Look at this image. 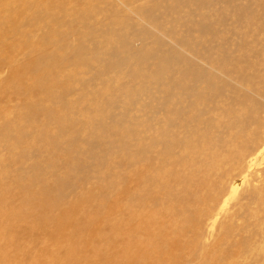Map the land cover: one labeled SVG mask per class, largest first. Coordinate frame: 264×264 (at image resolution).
<instances>
[{
    "label": "rangeland",
    "instance_id": "1",
    "mask_svg": "<svg viewBox=\"0 0 264 264\" xmlns=\"http://www.w3.org/2000/svg\"><path fill=\"white\" fill-rule=\"evenodd\" d=\"M76 1L0 0V264H264V0Z\"/></svg>",
    "mask_w": 264,
    "mask_h": 264
},
{
    "label": "bare ground",
    "instance_id": "2",
    "mask_svg": "<svg viewBox=\"0 0 264 264\" xmlns=\"http://www.w3.org/2000/svg\"><path fill=\"white\" fill-rule=\"evenodd\" d=\"M15 1H17L18 3H23V0H15ZM24 1H25V0H24ZM30 1H31V0H30ZM42 1H43V2H46V3H50V2H53V1L56 2V1H57V3H56V4L53 3V5L55 4V6H54V10H55V13H57L58 15H59V14H62L63 16H65V15H66L65 11H66V12L68 11V10L63 9L64 7L62 8V4H63L65 1H67V0H42ZM75 1H76V0H75ZM89 1H90V0H89ZM89 1L86 2V0H81V1H80V4L83 3L84 5H83V4H82V5L85 6V7H87V5H86L85 3L88 4ZM94 1H95V0H94ZM96 1H97V0H96ZM96 1H95V2H96ZM98 1H99V0H98ZM34 2H35V1H34ZM76 2H77V1H76ZM2 3H3V2H2ZM35 3H36V2H35ZM35 3L33 4L34 7H35V5H38V4H39V3H38V4H37V3L35 4ZM72 3H73V2H72ZM91 3H92V2H91ZM98 3H99V2H98ZM98 3H96V4L98 5ZM23 4H24V3H23ZM65 4H67V3L65 2V3H64V6H65ZM73 4H74V3H73ZM93 4H94V2L92 3V5H93ZM21 5H22V4H21ZM25 5H26V4H24V6H25ZM88 5H89V4H88ZM99 5H100V4H99ZM67 6H69V4H68ZM83 6H82V7H83ZM100 6H101V5H100ZM65 7H66V6H65ZM72 7H73V6L70 5V9H71ZM82 7H81V8H82ZM93 7H94V5H93ZM96 7H99V6H96ZM101 7H102V6H101ZM256 7H257V6H256ZM262 7H263V6H262ZM37 8H38V7H37ZM68 8H69V7H68ZM76 8H77V7H76ZM76 8H74V9H76ZM87 8H88V7H87ZM257 8H258V7H257ZM260 8H261V7H260ZM14 9H15V8H14ZM35 9H36V8H35ZM38 9H39V8H38ZM70 9H69V12H70ZM91 9H92V8H91ZM263 9H264V8H263ZM17 10H18V9H17ZM22 10H24V7H23ZM36 10H37V9H36ZM51 10H52V9H51ZM64 10H65V11H64ZM80 10H81V9H80ZM85 10H86V9H85ZM12 11H13L12 8L8 7V5L1 6V7H0V25H1L2 23H4V22H8V21L11 20V14H12ZM24 11H25V10H24ZM37 11H38V10H37ZM43 11H44V10H43ZM84 12H86V11H83V13H84ZM18 13L20 14V12H18ZM18 13H17V14H18ZM31 13L33 14V12H31ZM50 13H51V11H50ZM50 13H49V14H50ZM71 13H72V12H71ZM71 13H70V14H71ZM80 13H81V12H80ZM83 13H82V14H83ZM95 13H97V11H96ZM13 14H14V13H13ZM36 14H37V13H36ZM82 14H81V16H82ZM89 14H90V13H89ZM20 15H21V14H20ZM27 15H28V14H27ZM62 15L59 16V19H61V18H66V17H67V15H66V17H61ZM73 15H74V12H73L72 16H73ZM75 15H77V14L75 13ZM75 15H74L73 18H75ZM87 15H88V14H87ZM90 15H91V14H90ZM90 15H89V16H90ZM14 16H15V15H14ZM85 16H86V15H85ZM262 16H263V15H262ZM19 17H20V16H19ZM32 17H33V15H32ZM37 17H38V16H37ZM48 17H50V16H47V18H48ZM55 17H57L56 14H55ZM55 17H54V18H55ZM256 17H257V16H256ZM13 18H14V17H13ZM29 18H30V17H29ZM35 18H36V17H35ZM40 18H41V17H40ZM47 18H46V19H47ZM67 18H70V17H67ZM71 18H72V17H71ZM76 18H77V17H76ZM14 19H15V18H14ZM17 19H18V18H17ZM17 19H16V23H17ZM27 19H28V18H27ZM49 19H50V18H49ZM51 19H53V18H51ZM77 19H79V17H78ZM249 19H250V18H249ZM249 19H248V20H249ZM33 20L36 21L34 18H32V21H33ZM39 20H40V19H39ZM53 20H54V19H53ZM53 20H52V21H53ZM69 20H70V19H69ZM80 20H81V19H80ZM80 20H79V22H80ZM88 20H91V19H88ZM43 21H44V20H43ZM72 21L74 22L73 19L70 20V22H72ZM75 21H76V20H75ZM18 22H19V24H20V22H22V21H21V20L19 21V19H18ZM26 22H27V21H26ZM28 22L30 23L31 21H28ZM54 22L57 23V27H58L59 22L61 23V25H63V24H62L63 21H62V22H61V21H59V22L54 21ZM54 22H53V23H54ZM65 22H66V21H65ZM65 22H63V23H65ZM73 22H72V23H73ZM76 22H78V20H77ZM235 22H236V21H235ZM252 22H253V21H252ZM252 22H251V24H252ZM31 23H32V22H31ZM47 23H49V22H47ZM47 23L44 22V23H42V25L44 24V26H45ZM82 23H83V22H82ZM5 24H6V23H5ZM19 24H18V26L21 27L20 25H21L22 23H21L20 25H19ZM33 24H34V22H33ZM33 24H32V25H29V26H33ZM36 24H37V22H36ZM54 24H55V23H54ZM74 24H75V23L68 25V29H67V30H64V31H62V32L59 31V33H58V31H56L55 29H53L52 32H51V35H50V32H49V34H46V35H45V33H46V30H45V33H44L43 35H45V36H47V35L53 36V35H54L53 38H55L57 35L60 34V36L63 37L61 43H62V42H65V41H67L68 37L71 36V33H73L72 31H73V29H75V28H74V26H75ZM84 24H85V23H84ZM93 24H94L93 21H88V22H87V26H86L87 31H86V36H85L86 39H92V38H93V34H94V31H95V30H94V25H93ZM103 24H104V23H103ZM249 24H250V22H249ZM6 25H7V24H6ZM26 25H27V24H26ZM65 25H66V23H65ZM79 25H80V24H79ZM82 25H83V24H82ZM101 25H102V24H101ZM108 25H109V24H108ZM110 25H111V23H110ZM9 26H10V25H9ZM44 26H43V27H44ZM46 26H48V28H51V27L49 26V24H47ZM111 26H112V25H111ZM111 26H108V27H110V29H112L113 27L111 28ZM113 26H114V25H113ZM236 26H237V25H236ZM245 26H246V25H245ZM35 27H36V26H35ZM35 27H34V28H35ZM77 27H79V26H77ZM80 27H81V26H80ZM29 28H30V27H29ZM31 28H32V27H31ZM36 28H37V27H36ZM44 28H46V27H44ZM250 28H251V27H250ZM11 29H12V28H11ZM25 29H26V27H24V30H25ZM27 29H28V28H27ZM32 29H33V28H32ZM37 29H39V28H37ZM58 29H60V28L58 27ZM95 29H96V28H95ZM100 29H102V28H100ZM100 29H99V31H100ZM105 29H106V28H105ZM108 29H109V28H108ZM113 29H114V28H113ZM41 30H42V29H41ZM41 30H40V31H41ZM48 30H50V29H48ZM76 30H78V29H76ZM80 30H81V29H80ZM80 30H79V32H80ZM83 30H84V29H83ZM83 30H82V31H83ZM115 30H116V29H114L113 32H114ZM0 31L4 32L3 30H0ZM19 31H20V30H19ZM29 31H30V30H29ZM82 31H81V32H82ZM101 31H102V30H101ZM105 31H106V30H105ZM5 32H6V31H5ZM12 32H14V31H12ZM22 32H23V29H22ZM70 32H71V33H70ZM103 32H104V30H103ZM110 32H112V30H111ZM110 32H107V34L109 33V35H110ZM0 33H1V32H0ZM23 33H24V32H23ZM26 33H28V32L26 31ZM26 33H25V37H26ZM84 33H85V32H84ZM1 34H3V33H1ZM13 34H15V33H13ZM17 34H19V33H17ZM28 34H29V33H28ZM77 34H78V33H77ZM102 34H103V33H102ZM111 34H112V33H111ZM254 34H255V33H254ZM22 35H23V34H22ZM80 35H81V33H80ZM80 35H79V34L77 35L78 38H79ZM109 35H108V36H109ZM3 36H4V35H3ZM19 36H20V34H19ZM19 36H18V37H19ZM31 36H32V34H31ZM60 36H59V37H60ZM77 36H76V37H77ZM81 36H82V35H81ZM108 36H107V38H108ZM6 37H8V36L6 35ZM42 37H44V36H42ZM95 37H96V36H95ZM99 37L101 38L102 36H99ZM0 38H1V36H0ZM19 38H20V37H19ZM21 38H22V37H21ZM23 38H24V37H23ZM23 38H22L23 42H21V40H20L19 43H21V44L18 45V46H22V47L25 48V49H26V47H28L27 49H28V50L30 49V52H28L30 55H31V54L33 55V54H34L33 52L37 51L38 47H42L41 49H43V48L46 46V44L48 43V42H45L44 39L41 38V36L39 37L40 39L37 40L36 44H35V43H34V44H30V41L26 39V38H30V37H28V35H27L26 38H24L25 40H24ZM45 38H46V37H45ZM97 38H98V37H97ZM109 38H110V37H109ZM6 39H7V38H6ZM48 39H50V38H48ZM81 39H82V38H81ZM83 39H84V38H83ZM98 39H99V38H98ZM98 39H97V40H98ZM101 39H102V38H101ZM101 39H100V40H101ZM0 40H2V39H0ZM17 40H18V39H17ZM50 40H51V39H50ZM52 40H53V39H52ZM60 40H61V39H60ZM2 41H3V40H2ZM32 41H33V40H32ZM75 41H76V40H75ZM79 41H80V40H79ZM108 41H109V40H107L106 42H108ZM110 41H111V38H110ZM110 41H109V42H110ZM14 42H15V41H14ZM14 42H13V44H14ZM17 42H18V41H17ZM82 42H83V41H82ZM82 42H81V43H82ZM111 42H112V41H111ZM3 43H4V42H3ZM11 43H12V42H11ZM15 43H16V42H15ZM104 43H105V42H104ZM13 44H12V45H13ZM105 44H106V43H105ZM12 45H10L11 48H15V47H16V45H13V46H12ZM36 45H38V46H36ZM63 45H64V44H63ZM63 45H62V46H63ZM106 45H107V44H106ZM237 46H238V45H237ZM60 47H61V46H60ZM79 47H81V46H80L79 42L76 41L75 46H74V48L72 49V51L76 52V51L78 50ZM248 47H249V45H248ZM7 48H8V47H7ZM16 48H17V47H16ZM45 48H46V47H45ZM82 48H83V47H82ZM242 48H243V47H242ZM17 49H19V48H17ZM243 49H244V48H243ZM3 50H5V49H3ZM10 50H11V49H10ZM10 50H9V51H10ZM14 50H15V49H14ZM92 50H93V49H92ZM15 51H16V50H15ZM17 51H18V50H17ZM26 51H27V50H25V52H26ZM39 51H40V49H39ZM70 51H71V50H70ZM6 52H7V51H6ZM10 52L12 53L13 51H10ZM10 52H7V53H10ZM78 52H79V51H78ZM11 53H10V54H11ZM45 53H46V52H45ZM225 53H226V52H225ZM38 54H39V56H38ZM26 55H27V52H26ZM35 55H36V54H35ZM9 56H11V55H9ZM27 56H28V55H27ZM27 56H26V57H27ZM24 57H25V56H24ZM228 57H230V56H228ZM28 58H29V57H27V58H25V59L27 60ZM31 58H32V57H31ZM47 58H48V61H53V62H55V60H56V57L54 56L53 53H51L50 56L48 57V54H41V53L39 52V53H37V56H36L35 58H32L31 60H27V61H29V64H35V66H36V65H39V66H41V67H44L45 65H48ZM26 60H25V62H26ZM46 61H47V62H46ZM85 61H86V60H85ZM88 61H89V60H88ZM228 61H229V60H228ZM229 62H230V61H229ZM240 63H241V61H240ZM25 64H26V63H25ZM226 64H227V63H226ZM61 65H62V64H61ZM241 65H242V64H241ZM245 65H246V64H245ZM26 66H27V65H26ZM238 66H239V65H238ZM30 67H31V66H30ZM218 67H219V66H218ZM233 68H234V67H233ZM242 68H243V67H242ZM33 69H34V68H33ZM235 69H236V68H235ZM238 70H239V69H238ZM37 71H38V70H37ZM15 72H16V69H15ZM15 72H14V73H15ZM17 72H18V71H17ZM34 72H35V70H34ZM250 72H251V71H250ZM38 73H40V72H37V73H35V74H38ZM43 74H44V73H43ZM241 74H242V73H241ZM13 75H14V74H13ZM19 75H20V73H19ZM14 76H15V75H14ZM14 76H13V78H14ZM243 76H244V75H243ZM252 76H253V75H252ZM39 77H40V76H39ZM31 78H32V77H31ZM242 78H243V77H242ZM38 79H41V77L38 78ZM49 79H50V78H49ZM49 79H48V80H49ZM245 79H246V78H245ZM258 79H259V78H258ZM31 80H32V79H30V81H31ZM45 80H46V79H45ZM52 80H53V79H52ZM52 80H51V81H52ZM250 80H251V79H250ZM46 81H47V80H46ZM46 81H44V82H46ZM51 81H48V82H46V83H49V82L51 83ZM34 82H35V81H34ZM40 82H41V81H40ZM42 82H43V81H42ZM35 83H36V82H35ZM35 83H34L33 86H35ZM37 83H39V82H37ZM37 83H36V84H37ZM48 85H49V84H48ZM48 85H47V86H48ZM40 86H41V85H39V87H40ZM35 87H38V86H35ZM39 87H38V88H39ZM41 87H43V84H42ZM44 88H45V87H44ZM42 89H43V88H42ZM45 89H49V87H48V88H45ZM108 89H109V88H108ZM44 91H45V90H44ZM45 92H47V91H45ZM104 92H105V91H104ZM127 92H128V91H127ZM131 92H132V91H131ZM164 92H165V91H164ZM129 93H130V92H129ZM49 94H51V93L49 92ZM105 95L107 96V94H105ZM126 95H127V94H126ZM229 96H230V95H229ZM236 96H237V95H236ZM103 97H104V96H103ZM95 98H96V97H95ZM95 98H94V99H95ZM96 99H97V98H96ZM27 101H28V100H27ZM30 102H31V101H30ZM93 102H94V101H93ZM28 103H29V102H28ZM66 103H67V102H66ZM75 103H76V102H75ZM29 104H30V103H29ZM31 104H32V103H31ZM46 104H47V103H46ZM234 104H235V103H234ZM67 105H69V104H67ZM27 106H28V105H27ZM36 106H37V105H36ZM36 106H35V107H36ZM42 106H43V105H41V107H42ZM62 106H63V105H62ZM28 107H29V106H28ZM28 107H27V109H28ZM63 107H64V106H63ZM67 107H68V106H67ZM239 107H240V106H239ZM33 108H34V106H33ZM36 108H37V107H36ZM36 108H34V109H36ZM39 108H40V105H39L38 109H39ZM69 108H70V107H69ZM193 108H194V107H193ZM219 108H220V107H219ZM52 109H53V108H52ZM65 109H66V108H65ZM95 109H96V108H95ZM32 110H33V109H32ZM49 110H50V109H49ZM60 110H61V109H60ZM62 110H64V109H62ZM92 110H93V109H92ZM226 110H227V109H226ZM21 111H22V110H21ZM38 111H39V110H38ZM57 111H58V110H57ZM68 111H69V110H68ZM25 112H26V111H25ZM25 112H24V110H23L24 117L26 116ZM59 112H60V111H59ZM61 112H62V111H61ZM78 112H79V111H78ZM81 112H82V111H81ZM85 112H86V111H85ZM82 113H83V112H82ZM21 114H22V113H21ZM64 114H66V113H64ZM35 115H36V114H35ZM55 115L57 116V114H55ZM55 115H54V116H55ZM58 115H59V114H58ZM85 115H86V114H85ZM214 115H215V114H214ZM17 116H18V115H17ZM19 116H20V115H19ZM21 116H22V115H21ZM27 116H28V115H27ZM38 116H40L41 118L43 117V116H41V115H39V114H38ZM45 116H46V115H45ZM63 116H64V115H63ZM69 116H70V115H69ZM79 116H80V115H79ZM175 116H176V114H175ZM22 117H23V116H22ZM36 117H37V116H36ZM40 117H39V118H40ZM65 117H66V116H65ZM91 117H92V116H91ZM91 117H90V118H91ZM178 117H179V116H178ZM68 118H69V117H68ZM93 118H95V117H93ZM32 119H33V118H32ZM72 119H73V118H72ZM234 119H235V118H234ZM24 120H26L25 122L28 123V125H31V124L35 123V121H33V123L29 124V122H27V119H24ZM28 120H30V118H29ZM33 120H34V119H33ZM43 120H44V119H43ZM61 120H62V119H60V121H61ZM85 120H86V119H85ZM88 120H89V118H88ZM94 120H95V119H94ZM94 120H93V121H94ZM44 121H45V123L47 122L46 120H44ZM44 121H43V122H44ZM60 121H59V122H60ZM62 121H63V120H62ZM67 121H68V120H67ZM89 121H90V120H89ZM97 121H99V120H97ZM169 121H170V120H169ZM207 121H208V120H207ZM25 122H24V123H25ZM59 122H58V123H59ZM63 122H64V121H63ZM74 122H75V119H74ZM85 122H86V121H85ZM85 122H83V124H85ZM22 123H23V122H22ZM36 123H37V120H36ZM41 123H42V122H41ZM65 123H66V122H65ZM71 123H72V122H71ZM71 123H69V124H71ZM97 123H98V122H97ZM202 123H203V122H202ZM12 124H13V123H12ZM12 124H10V125H12ZM73 124H74V123H73ZM75 124H76V123H75ZM79 124H80V123H79ZM89 124H90V123H89ZM205 124H206V123H205ZM16 125H17V124H16ZM22 125H23V124H22ZM33 125H34V124H33ZM33 125H31L32 128H33ZM46 125H47V124H46ZM61 125H62V124H61ZM87 125H88V124H87ZM98 125H99V124H98ZM13 126H14V125H13ZM13 126H9V125H8V126H6V127H7V128H8V127H12V128H14ZM20 126H21V125H20ZM37 126H38V125H37ZM120 126H121V125H120ZM122 126H123V125H122ZM22 127H23V126H21L20 128H22ZM28 127H30V126H28ZM62 127H63V126H62ZM81 127H82V126H81ZM87 127H89V126H87ZM110 127H111V126H110ZM199 127H200V126H199ZM4 128H5V127H4ZM17 128H18V127H17ZM17 128H16V129H17ZM20 128H19V129H20ZM25 128H27V127H25ZM32 128H31V129H32ZM45 128H46V127H45ZM57 128H59V127H57ZM66 128H67V127H66ZM106 128H107V127H106ZM120 128H121V127H120ZM124 128H125V127H124ZM208 128H209V127H208ZM226 128H227V127H226ZM23 129H24V127H23ZM31 129H30V131L32 132ZM34 129L37 130V129H36V124H35V126H34ZM62 129H63V128H62ZM84 129H85V128H83V130H84ZM91 129H92V128H91ZM107 129H108V128H107ZM12 130H13V129H12ZM40 130H41V129H40ZM40 130L38 129V134H39ZM48 130H49V129L46 128L47 133H48ZM126 130H127V129H126ZM177 130H178V129H177ZM26 131H27V130H26ZM26 131H25V132H26ZM41 131H42V130H41ZM111 131H112V130H111ZM5 132H8V130L5 131ZM13 132H14V131H13ZM23 132H24V131L22 130V133H23ZM132 132H133V131H132ZM132 132H131V133H132ZM172 132H173V131H172ZM182 132H184V131H182ZM18 133H20V131H19ZM33 133H34V132H33ZM36 133H37V132H36ZM50 133H51V132H50ZM50 133H49V134H50ZM113 133H114V132H113ZM175 133H176V132H175ZM43 134H44V133H43ZM43 134L39 135V137H40V136H43ZM120 134H121V133H120ZM54 135H55V134H54ZM56 135H58V134H56ZM171 135H172V134H171ZM23 136H24V135H23ZM26 136H27V134H25V137H26ZM28 136L30 137V135H28ZM34 137H37V136H34ZM46 137H47V136H46ZM13 138H14V137H13ZM19 138H20V137H19ZM19 138H18V139H19ZM49 138H50V137H49ZM128 138H129V137H128ZM21 139L24 140V137H22ZM31 139H32V138H31ZM37 139H38V138H37ZM129 139H130V138H129ZM23 140H22V141H23ZM27 140H28V137H27L26 141H27ZM34 140H35V138H34ZM46 140H47V139H46ZM49 140H50V139H49ZM26 141H25V142H26ZM35 141H38V140H35ZM47 141H48V140H47ZM122 141H123V140H122ZM129 141H131V140H129ZM201 141H202V140H201ZM12 142H13V141H12ZM23 142H24V141H23ZM25 142H24V143H25ZM38 142H40V141H38ZM48 142H50V141H48ZM52 142H54V141H52ZM196 142H197V141H196ZM15 143H16V142H15ZM26 143H29V142H26ZM46 143H47V142H46ZM50 143H51V142H50ZM50 143H49V144H50ZM58 143H59V142H58ZM169 143H170V142H169ZM30 144H31V143H30ZM30 144H29V146H30ZM53 144H54V143H53ZM123 144H124V143H123ZM126 144H127V143H126ZM13 145H14V147H15V144H13ZM25 145H28V144H25ZM31 145H32V144H31ZM42 145H43V147H44L45 144L43 143ZM70 145H71V144H70ZM70 145H69V146H70ZM190 145H191V144H190ZM50 146H51V145H50ZM50 146H48V147H50ZM30 147H32V146H30ZM33 147H34V146H33ZM37 147H38V146H37ZM43 147H42V148H43ZM52 147H53V146H52ZM71 147H74V146H71ZM168 147H169V146H168ZM11 148H12V147H11ZM16 148H17V146H16ZM16 148H14V149L16 150ZM25 148H26V146H25ZM46 148H47V145H46ZM17 149H18V148H17ZM19 149H23V148L19 147ZM19 149H18V150H19ZM38 149H39V148H38ZM40 149H41V148H40ZM69 149H70V148H69ZM166 149H167V147H166ZM166 149H165V151H166ZM28 151H29V150H28ZM43 151H44V152H43ZM43 151H41V152H43L42 154L46 153L44 149H43ZM39 152H40V150H39ZM60 152H61V151H60ZM52 153H53V152H52ZM56 153H57V151H56ZM56 153H55V150H54L53 155L55 156V158H56V155H55ZM169 153H170V152H169ZM23 154H24V153H23ZM59 154H60V153H59ZM164 154H165V153H164ZM45 155H47V153H46ZM57 155H58V153H57ZM167 155H168V154H167ZM41 156H42V155H40L39 157H41ZM145 156H146V155H145ZM52 157H53V156H52ZM166 157H167V156H166ZM169 157H170V156H169ZM169 157H168V158H169ZM9 158H11V156H10ZM41 158H42L41 160H43L44 157H41ZM45 158L47 159V157H45ZM37 159H38V158H37ZM48 160H49V159H47V161H48ZM165 160H166V158H165ZM180 160H181V158H180ZM36 161H37V160H36ZM38 161H40V160L38 159ZM45 161H46V160H45ZM47 161H46V164H47ZM54 161H55V160H54ZM163 161H164V160H163ZM181 161H182V160H181ZM16 162H17V161H16ZM41 162H42V161H41ZM13 163H14V162H13ZM162 163H163V162H162ZM40 164H41V163H40ZM40 164H39V166H41ZM49 164L52 165L53 162H52V163H49ZM179 164H180V163H179ZM36 165L38 166V163H37V162H36ZM42 165H43V164H42ZM160 165L162 166L163 164H160ZM164 165H165V164H164ZM164 165H163V167H164ZM46 166H47V165H46ZM163 167H161V168H163ZM165 167H166V166H165ZM165 167H164V168H165ZM39 168H40V167H39ZM19 171H20V170H19ZM165 171H166V170H165ZM165 171H164V172H165ZM168 171H169V170H168ZM170 171H171V170H170ZM170 171H169V173H170ZM171 172H172V171H171ZM166 173H167V171H166ZM172 173H173V172H172ZM175 173H176V172H175ZM2 174H3V173H2ZM4 174H5V173H4ZM157 174H158V173H157ZM189 174H190V173H189ZM42 175H43V174H42ZM170 175H171V174H170ZM174 175H175V174H174ZM194 175H195V174H194ZM57 176H58V175H57ZM154 176H155V175H154ZM202 176H203V175H202ZM175 177H176V176H175ZM59 178H60V177H59ZM57 179H58V178H57ZM176 179H177V178H176ZM19 180H20V179H19ZM19 180H18V181H19ZM129 180H130V179H129ZM3 181H4V180H3ZM21 181H24V180L21 179L19 182L21 183ZM182 181H183V180H182ZM19 182H18V183H19ZM190 182H191V181H190ZM18 183H17V184H18ZM23 183H25V184H19L21 188H22L24 185H25V187H26L27 182L25 181V182H23ZM3 184H4V183H3ZM3 184H2V185H3ZM19 185H18V186H19ZM22 185H23V186H22ZM44 187H45V186H44ZM48 187H49V186H48ZM5 188H6V187H5ZM41 189H42V188H41ZM46 189H47V188H46ZM185 189H186V188H185ZM3 190H4V189H3ZM19 190H20V189H19ZM24 190H25V188H24ZM28 190H29V189H28ZM28 190L26 189V192H27ZM42 190H43V189H42ZM163 190H164V189H163ZM0 191H1V190H0ZM40 191H41V190H40ZM45 191H46V190H45ZM48 191H49V190H48ZM140 191H141V190H140ZM5 192H6V191H5ZM5 192H4V193H5ZM21 192H23V191H21ZM21 192H20V193H21ZM24 192H25V191H24ZM42 192L44 193V190H43ZM46 193L48 194V192H46ZM46 193H45V194H46ZM169 193H170V192H169ZM200 193H201V192H200ZM18 194H19V193H18ZM36 194H38V193H36ZM56 194H57V193H56ZM171 194H172V193H171ZM198 194H199V193H198ZM198 194H195V195H198ZM0 195H1V194H0ZM3 195H4V194H3ZM42 195L44 196V194H42ZM199 195H200V194H199ZM1 196H2V195H1ZM4 196H5V195H4ZM4 196H2V197H4ZM36 196H37V195H36ZM47 196H49V195H47ZM59 196H60V195H59ZM24 197H25V195H24ZM180 197H181V196H180ZM38 198H40V197H38ZM32 199H33V198H32ZM35 199H36V198H35ZM181 199H182V198H181ZM183 199H184V197H183ZM2 200H3V198H2ZM27 200H29V199H27ZM41 200L43 201L44 199L41 198ZM41 200H39V201H41ZM139 200H140V199H139ZM139 200H138V201H139ZM141 200H143V198H141ZM141 200H140V201H141ZM3 201H4V200H3ZM23 201L25 202V200H23ZM30 201H31V200H30ZM33 201L36 202V200H33ZM37 201H38V199H37ZM42 201H41L40 203H42ZM45 201H46V199H45ZM45 201H44V203H46ZM49 201H50V200H49ZM27 202H28V201H27ZM31 202H32V201H31ZM51 202H52L53 204L55 203V201H54V202L51 201ZM172 202H173V201H172ZM180 202H181V201H180ZM1 203H2V202H1ZM52 203H51V204H52ZM184 203H185V201H184ZM4 204H6V203H4ZM185 204H186V203H185ZM0 205H1V204H0ZM22 205L25 206V204H23V203H22ZM22 205H21V206H22ZM45 205H46V204H45ZM116 205H117V204H116ZM137 205H138V204H137ZM180 205H181V203H180ZM33 206H35V205H33ZM38 206H39V205H38ZM38 206H36V208H37ZM42 206H44V205L42 204ZM46 206H48V205H46ZM51 206H52V205H51ZM18 207H19V206H18ZM25 207H26V206H25ZM27 207L30 208V206H27ZM31 207H32V206H31ZM116 207H117V206H116ZM166 207H167V206H166ZM9 208H10V207H9ZM20 208H21V207H20ZM32 208H34V207H32ZM32 208H31L30 210H32ZM45 208H47V207H45ZM183 208H184V206H183ZM18 209H19V208H18ZM26 209H28V208H26ZM181 209H182V207H181ZM16 210H17V209H16ZM24 210H25V209H24ZM24 210H23V211H24ZM42 210H43V209H42ZM19 211H20V210H19ZM21 212H22V211H21ZM5 213H6V212H5ZM2 214H3V213H2ZM25 214H27V213H25ZM28 214H29V213H28ZM28 214H27V216H28ZM178 214H179V213H178ZM15 215H16V212H15ZM23 215H24V214H23ZM29 215H30V214H29ZM150 215H151V214H150ZM180 215H181V214H180ZM180 215H179V216H180ZM145 216H146V215H145ZM147 216H148V215H147ZM147 216H146V217H147ZM0 217H3V216H0ZM25 217H26V216H25ZM29 217H30V216H29ZM46 217H48V216H45V218H46ZM152 217H153V215H152ZM6 218H7V217H6ZM56 218H57V217H56ZM147 218H149V217H147ZM0 219H1V218H0ZM4 219H5V218H4ZM43 219H44V218H43ZM9 220H10V219H9ZM2 221L4 222V220H2ZM5 221L7 222V219H6ZM145 221H146V220H145ZM3 222H2V223H3ZM8 222H9V221H8ZM8 222H7V223H8ZM32 222H33V221H32ZM146 222H147V221H146ZM4 223H5V222H4ZM8 224H9V223H8ZM145 224H146V223H145ZM5 225H6V224H5ZM141 226H142V225H141ZM22 228H23V227H22ZM155 243H156V242H155ZM10 244H11V243H10Z\"/></svg>",
    "mask_w": 264,
    "mask_h": 264
}]
</instances>
